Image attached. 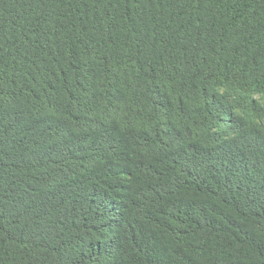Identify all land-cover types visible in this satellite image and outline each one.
<instances>
[{
	"label": "trees",
	"instance_id": "trees-1",
	"mask_svg": "<svg viewBox=\"0 0 264 264\" xmlns=\"http://www.w3.org/2000/svg\"><path fill=\"white\" fill-rule=\"evenodd\" d=\"M0 264H264V0H0Z\"/></svg>",
	"mask_w": 264,
	"mask_h": 264
}]
</instances>
